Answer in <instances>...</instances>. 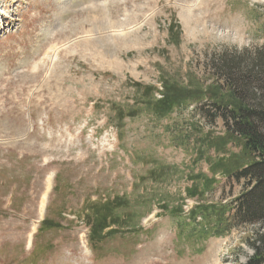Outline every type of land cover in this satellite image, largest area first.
Returning a JSON list of instances; mask_svg holds the SVG:
<instances>
[{
	"label": "rangeland",
	"instance_id": "1",
	"mask_svg": "<svg viewBox=\"0 0 264 264\" xmlns=\"http://www.w3.org/2000/svg\"><path fill=\"white\" fill-rule=\"evenodd\" d=\"M262 46L264 0H0V264H246L253 157L197 105Z\"/></svg>",
	"mask_w": 264,
	"mask_h": 264
},
{
	"label": "trees",
	"instance_id": "2",
	"mask_svg": "<svg viewBox=\"0 0 264 264\" xmlns=\"http://www.w3.org/2000/svg\"><path fill=\"white\" fill-rule=\"evenodd\" d=\"M211 62L233 103L207 99L197 108L208 122L221 120L228 133L243 140L253 157L230 174L245 179L247 185L233 201L232 218L236 226L258 225L251 241L254 254L246 264H264V46L246 53L223 52Z\"/></svg>",
	"mask_w": 264,
	"mask_h": 264
}]
</instances>
